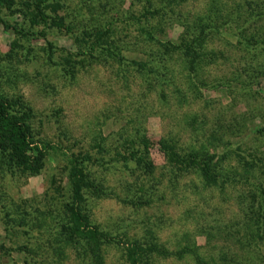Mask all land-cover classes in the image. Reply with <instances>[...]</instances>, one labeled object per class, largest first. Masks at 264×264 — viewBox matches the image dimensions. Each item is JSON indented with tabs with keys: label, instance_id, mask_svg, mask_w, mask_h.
<instances>
[{
	"label": "rangeland",
	"instance_id": "1",
	"mask_svg": "<svg viewBox=\"0 0 264 264\" xmlns=\"http://www.w3.org/2000/svg\"><path fill=\"white\" fill-rule=\"evenodd\" d=\"M149 1L162 41L176 42L200 17L216 20L220 28L205 42L216 50L214 60L202 57L198 73L190 72L188 56L140 34L131 13L148 0H62L65 26H37L46 38L19 37L0 23V92L30 107L34 136L55 144L35 174L13 172L0 159V264H98L61 227L69 223L70 151L91 155L85 169L97 187L84 189V207L115 237L102 243V264H125L123 242L132 238L194 249L149 257V264H200L195 253L201 264H264V233L258 237L262 228L253 221L264 207L247 208L253 186L237 177L210 184L198 171H176L158 143L172 137L182 150L225 152L220 162L230 172L244 159L264 157V72L251 85L235 77L256 61L236 31L264 33V14H256L264 0ZM1 13L20 20L17 12ZM106 26V42L79 54L94 29ZM133 149L145 153L151 170L126 159ZM143 198L150 202L139 204Z\"/></svg>",
	"mask_w": 264,
	"mask_h": 264
},
{
	"label": "trees",
	"instance_id": "2",
	"mask_svg": "<svg viewBox=\"0 0 264 264\" xmlns=\"http://www.w3.org/2000/svg\"><path fill=\"white\" fill-rule=\"evenodd\" d=\"M249 3L251 7L252 1H249ZM261 3L256 4L261 6L256 9V14L258 15L264 14V3ZM151 6V2L148 0V4L143 5L141 11L131 13V16L138 21L140 34L150 41L160 42V44L169 50L179 51L184 56H188V69L190 72L198 73L202 57L214 60L216 50L206 48L205 42L209 34L220 28V24L216 23V20L211 19V17L207 19L200 17L191 24H187L188 29L180 32V37L176 42L171 39L162 41L158 39V33L162 30L158 20L154 23L149 20V18H153L158 13L157 7ZM2 8L8 9L11 13L17 12L20 20H9L2 15ZM253 8L250 9L255 10ZM62 9V0H0V23L4 28L12 29L19 37L27 38L32 35H40L46 38L45 29L42 27L38 29L37 26L64 27L65 15L61 12ZM144 20L146 21L145 23H143ZM108 30L109 27L107 26L104 28L96 27L89 44L80 48L78 53L85 54L87 51L91 53V50L100 46L101 42H106ZM256 30L255 28L253 30H246L242 27L236 31L237 42L249 53L253 49L250 57L254 58L253 60L256 59L254 63L253 61H249L247 66L239 67V70L236 71L235 77L242 74L243 77L247 78V84L249 85L252 84L255 78L260 76V72H264V58L260 56L262 54V57H264V49L261 47V43L264 42V33L259 34ZM84 33L91 34V32H86V30H84ZM79 36L77 34L76 38ZM258 48H261L262 52L259 56H256ZM30 115V107L24 104L19 97L9 96L0 92V159L13 172L19 171L25 174L39 172L43 167L48 150L55 148L54 143L39 140L34 136L29 123ZM196 116V114L192 115L191 120H195ZM210 136L216 140L219 137L218 133H214V131L210 133ZM140 141L144 146L147 145V138L144 135L141 136ZM158 143L166 160L176 171H198L210 184H218L219 181L223 184L229 177L234 179L237 177L243 183L248 182L253 186L251 195L247 198V208L256 211V208H253V206L261 204L264 207V157H251L250 160L244 159L241 162L243 165L240 170L233 169L230 172L228 170L224 171V167L220 162L225 152L219 155L215 151L211 152L205 145L202 147L191 146L187 150H182L177 141L172 137H163L159 139ZM144 154L142 151L133 149L126 159H133L137 163L143 162L151 170L153 164L150 161H144ZM90 159L91 155L87 152H68L67 179L69 201L66 203V209L69 214V223L67 225L62 224L61 227L62 231L68 232L67 236L73 243L82 240L85 244V250L90 252L94 257L95 263L102 264V243L114 240L115 237L101 229L98 224L90 221L84 207V189L87 187H97L88 177L89 175L85 169L86 161ZM149 200L148 198H143L139 204L149 203ZM130 202L135 204L137 201L132 200ZM261 218L264 219V216L262 217L259 210H257V216L253 221L257 227L262 228L261 232L258 231V237L263 238L264 224L261 227V223L259 222ZM123 243L125 264H149V257L153 258L156 255L181 256L188 251L194 252V249L190 247L189 249L183 247L172 250L153 241L143 243L137 238L125 239ZM195 258L198 263H205L196 253ZM24 264L30 263L24 262Z\"/></svg>",
	"mask_w": 264,
	"mask_h": 264
}]
</instances>
